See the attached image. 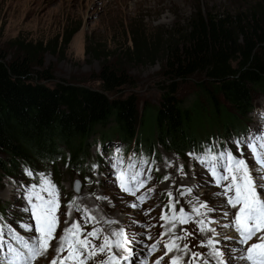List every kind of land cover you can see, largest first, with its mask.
<instances>
[{"label": "rangeland", "instance_id": "rangeland-1", "mask_svg": "<svg viewBox=\"0 0 264 264\" xmlns=\"http://www.w3.org/2000/svg\"><path fill=\"white\" fill-rule=\"evenodd\" d=\"M253 8H259L264 14V0H0V52L15 55L18 44H40L47 49L44 54V68H50L54 82L64 81L90 88H97L95 76L104 61H119L120 67L130 77L131 84L122 87L113 97L125 98L132 95L137 101L139 112L143 109L155 110L162 95L161 88L166 83L161 75L163 59L166 56L162 47V36L186 28L199 13L210 16L232 15L249 13ZM70 34L71 40L66 44L65 38ZM198 76L175 82L178 101L187 104L197 100L199 104L205 105L200 86L202 78ZM52 84L48 83V86ZM221 104L226 112H232L223 101ZM238 120L241 122L227 129V133L216 127L203 126L194 137V146H190L184 153L154 142L150 154H147V148L143 145L133 146L135 143H132L129 147L117 141L109 127L97 130L88 139L90 147L85 169L76 170L67 166L65 160H59L52 164L39 163L31 176L25 175L29 172L26 170L22 172L23 175L17 176L0 172V226H3V230L11 227L19 233L21 222L28 223L29 216L22 211L27 206L22 198L27 190L25 186L33 183L39 185L40 174L43 173L58 190L60 208L57 215L62 213V222L67 221L64 227L56 231L57 239L72 221H79L83 225L82 222L85 221L80 220V217L86 210L94 217L88 224L101 229V240L104 235L111 237L113 231L123 227L128 235H135L140 240L139 244L133 246L136 253L137 248L157 243L156 254L147 257L145 261V264H153L157 256L163 255V244L168 242L169 222L161 221L160 215L162 210L171 215L167 210L168 193L171 192L173 199L179 201L175 203V209L178 211L183 207L192 217L188 224L180 225L177 222L173 229L177 235L184 237L178 243H187L190 249L187 253L178 252L179 264H189L188 257L191 252L203 253V258L193 264H204L205 260L215 264L209 249L197 247L196 239L202 241V233L198 230L197 215L190 213L194 206L198 207L205 202L209 208H215L212 213H208L207 208L201 209L204 215L199 217H204L205 228L209 226L208 219L218 221L210 226L217 229L219 239L223 241L226 236L236 235L234 230L221 227L230 223L229 218L234 216V210L227 206L223 196L214 195L222 189L215 186L207 168L193 157L206 148L218 152L221 145L230 144L239 136L264 133L263 93L257 92L253 95L246 117ZM143 127L142 135L146 131L147 122ZM101 132L104 134L103 139L99 138ZM61 149L63 154L68 155L67 148ZM232 150L238 155L234 146ZM189 153L193 156H189ZM117 155L124 159L125 165L131 159L143 168L142 175L147 182L144 188L137 191V196L147 195L143 204L135 197L122 193L117 186L115 171L109 163ZM245 157L249 166L254 169L253 175H257L254 161L247 149ZM141 159L146 163L140 165ZM92 165L96 167L93 168ZM180 166H183V172L178 171ZM149 168L152 169L150 174ZM166 175L169 176L168 180L163 179ZM77 182L80 186L79 192L74 190ZM188 188L194 191L186 192L181 197L180 191ZM97 196H102L103 199L97 200ZM70 201H74L81 211L69 209L67 205ZM133 203L137 205L136 208L130 207ZM225 211L229 213V218L223 216ZM69 212L70 216L64 215ZM145 212L148 214L145 215ZM184 230L189 235L185 236ZM162 232L166 235L161 236ZM21 234L28 236L26 233ZM202 235L206 244L211 234ZM101 240H97V244ZM252 242H255V238ZM52 243L49 255L38 258L34 264H48L56 255L57 241L53 240ZM221 246L231 248L234 245L223 241ZM170 257L171 254L166 256L163 264H168ZM104 258L101 255L90 261L91 264H99ZM233 264L240 262L234 261Z\"/></svg>", "mask_w": 264, "mask_h": 264}, {"label": "trees", "instance_id": "trees-1", "mask_svg": "<svg viewBox=\"0 0 264 264\" xmlns=\"http://www.w3.org/2000/svg\"><path fill=\"white\" fill-rule=\"evenodd\" d=\"M162 37L166 83L157 108L142 112L134 96L113 97L131 84L119 61H104L95 76L97 88H90L54 82L50 68H44L47 49L40 44H18L15 55L0 52V172L17 176L59 160L85 169L88 139L109 127L117 141L143 145L147 154L154 142L184 153L203 126L227 133L246 117L253 95L264 94V14L259 8L232 15L199 13L186 28ZM194 76L202 78L205 105L176 99L175 82Z\"/></svg>", "mask_w": 264, "mask_h": 264}, {"label": "snow or ice", "instance_id": "snow-or-ice-1", "mask_svg": "<svg viewBox=\"0 0 264 264\" xmlns=\"http://www.w3.org/2000/svg\"><path fill=\"white\" fill-rule=\"evenodd\" d=\"M235 148L234 154L232 148ZM245 149L250 153L254 161L257 175H253L254 169L249 166L245 157ZM119 153V149H117ZM193 156L192 153L188 154ZM202 166L206 167L215 186L222 191L216 192L215 196H223L227 206L234 210V216L229 218V213L225 211L223 216L230 219V223L223 224L221 227L234 230V236H226L223 241L230 242L234 245L231 248L222 247L223 241L219 239V232L216 228L211 227L213 223H218L208 219L205 228V220L202 218L198 221V230L202 234H211L207 242L202 240L197 245L198 248H207L210 250V256L215 264H233L239 261L240 264H264V133L239 136L231 141L230 144H223L220 150L214 151L212 148H206L201 153L193 157ZM112 169L115 171V182L122 193L133 196L143 204L147 195L137 196V191L144 188L147 180L142 175L143 168L129 159L125 165L124 159L119 155L109 161ZM146 163L140 160V165ZM93 168L96 165H92ZM149 168L148 172L151 173ZM183 172V166L178 168ZM25 175L31 176V172ZM168 180L169 176H164ZM226 182V183H225ZM26 191L23 194V200L27 206L22 211L29 216L28 223L21 222L18 231L9 227V240L3 239V226H0V264H34L40 257H46L51 242L57 241L55 248L56 255L48 261V264H88L94 257L104 255L105 258L99 261V264H137L138 257H152L158 248L157 243H152L141 248L138 254L134 245L139 244L140 240L135 235H128L126 229L121 227L111 233V237L104 235L101 240V229L92 226L90 231H85L88 222L94 217L85 210L80 220L85 221L82 225L79 221H72L70 226L65 227L62 234L56 237V229L59 225L57 215L60 208L58 199V190L54 184L40 174L39 185L33 183L25 186ZM75 190L79 192L80 186L77 182ZM151 189H149V192ZM194 190L188 188L180 191L183 197L186 192L191 193ZM169 204L167 210L171 215L165 214L162 210L160 215L161 221L169 222L168 242L163 244V255L157 256L153 264H163L164 258L173 252H189V245H183L178 242L184 237L177 235L173 229L177 222L180 225L188 224L192 217L186 214L183 207L177 211L174 207L175 201L172 193H168ZM97 200H102V196H97ZM136 204L130 205L136 208ZM67 207L73 211L80 212L79 206L74 201H70ZM207 208L208 213L215 212V208H209L207 202L194 206L192 212L197 216H203L201 209ZM69 213H64L70 216ZM145 215L148 213L145 212ZM34 222V226H33ZM67 223V221H66ZM114 223V221H108ZM142 226V225H141ZM164 227V225H161ZM21 233H34L25 236ZM166 235L162 232L161 236ZM184 235L187 236L186 230ZM151 239V237H146ZM255 238V242H252ZM97 240H101L99 244ZM119 252L120 255H117ZM203 258V253L191 252L188 257L189 264ZM138 264H145L143 259H139ZM168 264H179V258L172 255ZM204 264H210L205 260Z\"/></svg>", "mask_w": 264, "mask_h": 264}, {"label": "bare ground", "instance_id": "bare-ground-1", "mask_svg": "<svg viewBox=\"0 0 264 264\" xmlns=\"http://www.w3.org/2000/svg\"><path fill=\"white\" fill-rule=\"evenodd\" d=\"M172 3V2H171ZM175 8H177V7H175ZM178 8H180V7H178ZM181 13V12H180ZM189 176V175H188ZM191 176V175H190ZM186 181H188V180H186ZM196 184H198L197 182H196ZM196 205V204H195ZM190 205H188V207H187V209H189L190 207H189ZM185 209V208H184ZM60 211V210H59ZM99 211V210H98ZM186 211V210H185ZM189 211V210H188ZM186 214H188L189 215V213H186ZM190 214H193V212L192 213H190ZM58 217H59V225H58V227H57V229H56V231L58 230V229H60V228H62V227H64V225H65V223H63L62 221H63V218H60V217H62V213H59V215H58ZM198 220H200V219H204V217H199V216H197L196 217ZM83 224H84V222H82ZM156 225V224H155ZM168 225V224H167ZM169 226V225H168ZM91 228H92V226L91 225H89L88 224V226H87V228L85 229V231H90L91 230ZM117 228V227H116ZM109 232V231H108ZM156 232V231H155ZM3 239L7 242L9 239H6V238H4V237H8L9 238V235H8V230H3ZM26 234H28V235H33L34 233H26ZM159 234V233H158ZM130 235V234H129ZM204 237H203V235L201 234V240H205V239H203ZM199 242H200V240H198V239H196V244L198 245L199 244ZM97 243V242H96ZM53 243L51 242V245H52ZM142 247H144V246H142ZM195 247V246H194ZM193 247V248H194ZM50 248H51V246L49 247V249H48V252H47V255H49V253H50ZM196 248V247H195ZM197 249H194V251H196ZM210 251V250H209ZM141 252V248H137V253L139 254ZM117 255H120L119 254V252L118 253H116ZM156 254V253H155ZM172 255H176V256H178L179 255V253L178 252H173V253H171V256ZM100 256H97V257H94V258H96V259H98ZM44 258V257H43ZM146 258L147 257H138V259H137V264H138V261H139V259H143L144 261H146ZM209 262H211V261H209ZM214 262V261H213ZM238 263H239V261H237ZM92 263V261H89L88 262V264H91Z\"/></svg>", "mask_w": 264, "mask_h": 264}, {"label": "water", "instance_id": "water-1", "mask_svg": "<svg viewBox=\"0 0 264 264\" xmlns=\"http://www.w3.org/2000/svg\"><path fill=\"white\" fill-rule=\"evenodd\" d=\"M74 190H75V187H74ZM76 191V190H75ZM77 192V191H76Z\"/></svg>", "mask_w": 264, "mask_h": 264}]
</instances>
